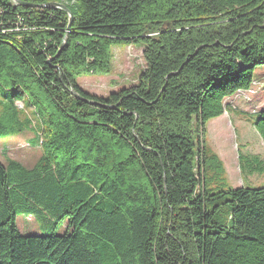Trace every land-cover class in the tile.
<instances>
[{
    "label": "trees",
    "instance_id": "obj_1",
    "mask_svg": "<svg viewBox=\"0 0 264 264\" xmlns=\"http://www.w3.org/2000/svg\"><path fill=\"white\" fill-rule=\"evenodd\" d=\"M20 1L73 22L0 0V139H42L31 169L0 161V264H264V187L211 192L200 140L264 67V0ZM119 45L143 47L138 83L87 92ZM254 126L264 142V110Z\"/></svg>",
    "mask_w": 264,
    "mask_h": 264
},
{
    "label": "rangeland",
    "instance_id": "obj_2",
    "mask_svg": "<svg viewBox=\"0 0 264 264\" xmlns=\"http://www.w3.org/2000/svg\"><path fill=\"white\" fill-rule=\"evenodd\" d=\"M113 71L110 75H88L78 78V83L87 92L106 97L110 93L131 87L138 80L145 69L143 47L138 45L115 46L112 49ZM226 113L209 121L205 126V135L200 140L205 145L206 156H215L208 162L210 167L207 174V187L211 192L237 189L241 187L257 189L264 187V172L245 171L241 173L243 160L258 157L264 162V142L255 129V123L264 110V67L255 70V82L249 91H241L225 101ZM18 109L24 110L22 103ZM30 117L33 116L30 114ZM37 127V120H33ZM28 129L21 134L0 139V161L5 166L8 162L17 161L31 169L42 156V139H36V130ZM197 137V133L195 135ZM242 158V160L240 159ZM217 162L221 168L217 167ZM223 219H228L230 210L220 209ZM19 230L26 235H57L64 234L65 226L53 230L49 227H38L33 218L19 217Z\"/></svg>",
    "mask_w": 264,
    "mask_h": 264
},
{
    "label": "water",
    "instance_id": "obj_3",
    "mask_svg": "<svg viewBox=\"0 0 264 264\" xmlns=\"http://www.w3.org/2000/svg\"><path fill=\"white\" fill-rule=\"evenodd\" d=\"M14 2L17 4V5H20V6H23V7H34V8H48V9H61L65 12H67L69 14V17H70V24L67 28V32L70 31L71 29V25H72V22H73V15L71 13V11L63 4H59V3H52V4H47V5H42V6H39V5H34V4H28V3H24V2H21L20 0H14ZM67 42V37L63 43V46L66 44ZM71 93L73 94V96L79 100H82V101H86L88 102L89 104L91 105H94L95 102L93 101H89V100H86L84 99L83 97H81L75 90H71Z\"/></svg>",
    "mask_w": 264,
    "mask_h": 264
}]
</instances>
